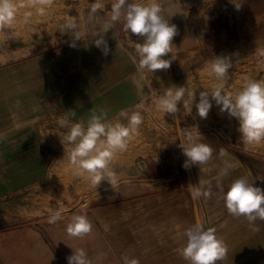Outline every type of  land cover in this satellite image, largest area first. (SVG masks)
Here are the masks:
<instances>
[{"label":"crops","instance_id":"crops-1","mask_svg":"<svg viewBox=\"0 0 264 264\" xmlns=\"http://www.w3.org/2000/svg\"><path fill=\"white\" fill-rule=\"evenodd\" d=\"M14 2L18 9L14 20L17 24L23 21L26 26L27 23L31 26L40 24L42 15L39 9L46 8L47 2L35 6H31L29 0ZM51 2V21L45 28L49 35L53 34V26L57 22L70 18V2H79L83 8L99 5L100 10L92 13L82 8L80 15L72 14V18L84 20L80 40L68 39L67 43L60 40V45L53 46L54 42L46 37L38 43L43 49L37 56L30 55V59L25 58L0 73V197L18 194L21 197L24 191L34 187L48 190L43 185L51 179L52 172L44 147L49 137L62 139V132L53 124L59 123L60 118L67 117L70 123L81 120L86 123L93 110L97 113L103 110L107 113L106 119L113 121L121 110H130L139 101L134 75L137 67L130 59L129 54L133 53L128 48V45L135 48L139 43L138 37L125 32L122 23L117 22L113 29L104 33L109 49L107 55L93 43L95 35L101 32L111 15L114 0ZM135 2L147 0H128V3ZM195 3L192 16L194 32L177 30L172 45H178V48L167 55V59L175 58L167 69L173 78L178 77L182 81L181 78L190 71L210 74L209 62L215 57H227L231 67L224 80L218 81L210 74L216 84L222 83L225 93L238 92L244 77L264 82V39L257 38L264 33V0H195ZM233 3L243 6L242 18L249 21L258 19L259 22L253 24L254 28L250 25L240 30L235 25L232 19L234 12L230 8ZM21 4L25 6L21 7ZM192 38L195 44L186 45L187 41H193ZM73 43L74 47L71 46ZM34 46L37 45H29L31 50ZM212 102L215 106L207 115L210 116L209 126L198 129L202 136L199 142L209 144L214 150L201 178L198 176L211 181V195L195 202L185 186L186 173L183 183L178 176V186L170 190L172 180L169 176L166 180L163 175L151 173L150 164L156 160L159 163L176 159L184 162L185 156L179 144L183 141L185 127L170 122L167 130L174 133L169 134L167 151L155 152V160L146 162V171L138 177L132 194L123 195L127 189H132L127 187L114 198L93 204L99 209L97 222L103 232L102 242L108 250L88 252L89 257L96 255L103 259L99 264H124L125 258L138 259L139 264H187L176 254V249L185 243L183 230L202 224L205 228H214L216 236L226 247L224 259L217 264H264V221L257 220L255 227L250 226L244 217L228 214L222 200L223 192L241 177L264 191V141L245 143L238 131V121L227 112H220L215 101ZM69 110L74 111V115ZM230 140L234 144H229ZM221 147L227 153L224 157L219 156ZM120 159L121 156L117 155L113 162ZM226 163L231 165L228 175L217 183V174ZM114 171H118L116 166ZM158 183L160 185L156 186ZM142 184L146 186L140 187ZM108 193L111 192L105 194ZM124 196L140 198L115 203ZM91 212L93 210H90V216ZM156 243L162 245L158 247ZM48 254L52 264H67L66 257L71 255L62 250ZM14 255L12 252H0V264H14L8 261ZM153 260L160 261L155 263Z\"/></svg>","mask_w":264,"mask_h":264},{"label":"rangeland","instance_id":"rangeland-1","mask_svg":"<svg viewBox=\"0 0 264 264\" xmlns=\"http://www.w3.org/2000/svg\"><path fill=\"white\" fill-rule=\"evenodd\" d=\"M91 3L95 4V2ZM159 3L162 8V14L168 19L170 24L172 23L176 26L177 30L181 29L184 32L188 29L192 33L194 32L195 24L192 16L196 9L195 0H159ZM234 4L238 3H233L230 8L232 7L234 12L232 19L235 25L237 24L240 30L250 25L254 28L253 24L258 19H251L249 21L247 18H242L241 12L243 6L239 4L240 8L237 9ZM52 5V2L46 4L39 25L31 26L27 23L26 26L24 25V21L19 24L14 21L10 26L0 29V73L5 72L10 66L14 67L17 63H21L25 58L30 59V55L32 57L37 56L43 49L38 43L40 40H46V37L54 42L53 46L60 45V40H62V43H67L68 39L72 41L73 37L77 34L81 37L80 32L85 27L82 24L84 20L82 18L74 19L72 18V14L80 15L79 13L83 8L82 4L79 2L72 4L70 2V18L57 22L53 26L55 29L53 34L49 35L45 28L47 26L46 23L51 21L49 19V10ZM72 6L74 7L72 8ZM99 8H97L96 12L100 10ZM175 8L177 10H174ZM91 9V6L83 8L84 11H90ZM172 12L174 13L172 14ZM69 23H75L77 27L69 29L66 27ZM257 38L264 39V33H260ZM30 39L33 40L29 44ZM192 39L193 41L186 43V45H194V38ZM138 42L142 43V38L138 37ZM32 44L37 46L32 47L31 50L29 45L31 46ZM25 47L26 49L23 50ZM128 48L135 55V48L130 45H128ZM176 48H178V45ZM163 58L167 59V55ZM134 75L139 90V101L128 111H141L143 123L139 127L138 134H134L128 142L126 150L118 154L121 156L120 161L112 163V169L114 170L116 166L118 170V184L112 189L106 181H102L97 189H95L91 186L88 179L76 175L69 163V156L73 145L64 141V135L69 129L61 127L59 123H53L62 132L63 137L62 139L49 137L45 141L46 146L44 150L48 158L47 164L52 172L51 179L46 180L43 185L44 187H48V190L34 187L24 191L21 197L20 194L10 197H0V252L15 253L8 261H12L14 264H52L53 260L48 258L49 252L56 253L62 250L72 254V249L77 248H83L87 253H98L108 250L107 246L102 242L103 232L100 230L97 222L100 214L99 209H97V205L93 204L106 198H114L120 190L127 187L133 190L130 189L128 191L129 189H127V192L123 195L132 194L131 192L134 191V186L137 183V179H139L138 177H141L146 171V162L155 160V157H153L155 152L159 151L163 153V151H167L169 134L174 133L167 130L170 122L180 124L185 127L184 131L191 130L193 133H196V128L198 130L209 126L210 116H207L206 120H204L205 118L202 120L199 116L197 117L195 103L199 100L200 91H207L211 94L216 87L217 84L210 74L190 71L180 81L178 77L174 79L167 69L156 70L153 73L148 71L141 73L136 68ZM175 86H184L187 90L196 91L191 113L183 108V101H181V104H178L179 111L175 114V117L167 113L164 115L156 108L155 100L163 94L165 88ZM188 99L186 93L184 100ZM212 105L215 106L213 102ZM137 106H140V108L137 109ZM119 119L121 123L127 124L126 119ZM180 130V133H182V128ZM228 143L234 144L231 140ZM186 159L185 157L184 162ZM184 162L177 161L176 159V161L171 160L170 162L159 163L156 160L155 163L150 164L152 166L151 173L156 176L163 175L166 180L169 176L172 180L169 184V190L175 189L174 186H178V176H180L183 183L186 173L185 178L187 180L185 186L191 195L193 186L198 184L197 178H201V173H203V168L206 165L200 166V168L197 165H191L186 169L183 167ZM141 163L144 164V168L141 167ZM159 185V183L156 184V186ZM139 186L144 187L146 185L142 184ZM106 192L111 193L105 194ZM137 198H140V196H124L123 199H119L115 203L137 201ZM192 200L194 201V199ZM198 200L200 199H196L195 202H198ZM53 210H60L62 218L57 223L50 224L48 218L53 214ZM90 210H93V213L91 212L92 216L89 215ZM76 214L86 215L93 225L92 233L83 239L70 238L65 233V224L69 222L72 215ZM152 245L157 250L156 246L160 247L162 244L156 243V246ZM19 253H24V255H19ZM89 258L92 260V264H99L104 261L96 255ZM153 261L156 263L160 260Z\"/></svg>","mask_w":264,"mask_h":264},{"label":"clouds","instance_id":"clouds-1","mask_svg":"<svg viewBox=\"0 0 264 264\" xmlns=\"http://www.w3.org/2000/svg\"><path fill=\"white\" fill-rule=\"evenodd\" d=\"M50 3L51 0H29L31 6L37 3ZM237 9L239 4H234ZM21 7L25 6L23 4ZM99 5H94L92 13L97 11ZM17 5L14 0H0V29L10 26L15 20ZM41 15L44 9H39ZM117 22L122 23L123 30L128 34L142 38V43L135 45V55L129 54L137 71L153 73L156 70H166L170 67L171 60L164 59L172 53V40L177 35V28L169 24L168 19L162 14L159 0H147V2L128 3V0H114L111 6V15L103 25L101 32L95 35L93 43L100 48L104 55L109 52L104 33L113 29ZM69 29H75V23L66 25ZM74 40H80L79 34ZM71 46H75L73 43ZM231 63L227 57H215L209 62L208 71L218 81L226 77ZM242 88L235 94L223 91L222 83L217 84L209 94L207 91L199 92V100L195 103L196 113L200 118H206L212 102L215 101L220 112L235 118L239 123L240 137L247 144L264 141V82L254 81L244 77ZM187 93L188 100H184ZM196 91L187 90L184 86L165 88L163 94L155 100L156 108L164 115L175 114L179 111L178 104L183 101V108L191 113ZM211 97V100H210ZM140 106H137L139 109ZM71 115L74 111L69 110ZM107 113L93 110L87 122L81 120L70 123L67 117L59 120L61 127L69 130L64 135V141L73 145L70 152L69 163L78 176H83L90 181L93 188L97 189L102 181H106L113 189L119 182L117 173L112 169V163L116 156L125 151L128 142L134 134H138L143 123L141 111L121 110L118 118L113 121L106 119ZM119 118L127 120V124L121 123ZM201 134L196 128V133L185 130L183 141H180L184 156L187 158L183 164L186 169L191 165H207L213 158V148L207 143L199 142ZM227 155L221 147L219 156ZM230 164H225L217 174V183L228 175ZM211 181L199 179L193 186L191 196L194 200L201 197L208 198L211 195ZM223 205L233 217H244L250 226L255 227L256 221H264V191L254 187L253 183L241 177L235 179L223 192ZM62 218L60 210H53L48 218L50 224H55ZM65 233L70 238L83 239L93 231L92 222L86 215H72L64 226ZM258 230V229H257ZM185 243L176 249V254L187 264H217L226 255L224 242L215 234L214 228H205L202 224H195L183 230ZM72 249V248H71ZM67 264H92L87 252L83 248L72 249V254L66 257ZM124 264H139L135 258H125Z\"/></svg>","mask_w":264,"mask_h":264},{"label":"bare ground","instance_id":"bare-ground-1","mask_svg":"<svg viewBox=\"0 0 264 264\" xmlns=\"http://www.w3.org/2000/svg\"><path fill=\"white\" fill-rule=\"evenodd\" d=\"M167 7V6H166ZM169 7V6H168ZM176 7V6H175ZM172 8V7H171ZM167 9V8H166ZM169 9V8H168ZM174 10H177L176 8L174 9ZM175 12V11H174ZM174 12H172V14L174 13ZM170 14H171V12H169ZM167 14H168V11H167ZM177 14V13H176ZM172 16V15H171ZM180 19H181V17H180ZM188 42V41H187ZM186 42V43H187ZM192 43V42H191ZM177 44V43H176ZM179 45H181V44H179ZM176 48V47H175ZM174 47H173V49H175ZM176 52H178V49H177V51ZM182 53V52H181Z\"/></svg>","mask_w":264,"mask_h":264},{"label":"water","instance_id":"water-1","mask_svg":"<svg viewBox=\"0 0 264 264\" xmlns=\"http://www.w3.org/2000/svg\"><path fill=\"white\" fill-rule=\"evenodd\" d=\"M141 167L144 168V164L141 163Z\"/></svg>","mask_w":264,"mask_h":264}]
</instances>
